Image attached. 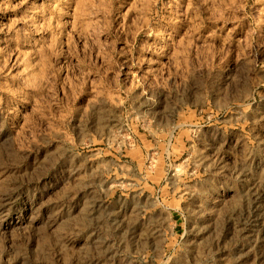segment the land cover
Listing matches in <instances>:
<instances>
[{
	"label": "rangeland",
	"instance_id": "obj_1",
	"mask_svg": "<svg viewBox=\"0 0 264 264\" xmlns=\"http://www.w3.org/2000/svg\"><path fill=\"white\" fill-rule=\"evenodd\" d=\"M0 264H264V0H0Z\"/></svg>",
	"mask_w": 264,
	"mask_h": 264
}]
</instances>
